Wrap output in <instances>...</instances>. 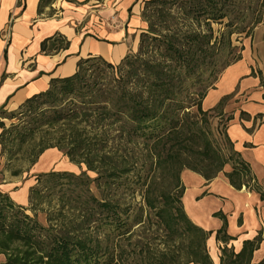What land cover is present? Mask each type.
I'll return each mask as SVG.
<instances>
[{
    "label": "trees",
    "instance_id": "16d2710c",
    "mask_svg": "<svg viewBox=\"0 0 264 264\" xmlns=\"http://www.w3.org/2000/svg\"><path fill=\"white\" fill-rule=\"evenodd\" d=\"M49 2L40 0L38 12ZM253 2L258 9L264 8V0H146L141 16L148 27L141 33L140 51L148 47L150 40L151 50L159 58L142 57L137 66L133 53L117 64L100 56L81 58L74 74L51 78L46 90L10 111L8 118L17 114L29 118L24 132L59 128L57 137L49 131L35 143L41 147L31 164L47 148L56 147L70 161L84 163L88 170L96 171L95 180L101 190L95 196L90 191L91 179L84 172L75 175L67 171L37 174V185L29 189V207L16 204L0 190V264H126L129 256L140 264H213L206 244L210 232L194 224L183 208L181 171L190 169L211 180L230 163L232 170L225 175L234 188L244 185L263 200L264 192L226 131L222 135L225 152L203 125V119L197 118L196 113L206 112L201 101L209 86L194 92L193 83L186 81L192 77L200 81L198 71L201 66H209L210 42L215 37L211 24L226 20L224 25L229 29L221 32V37L229 38L234 32L230 27L248 16L254 18L257 9ZM172 8L182 16L181 27L168 22L174 18ZM202 24L206 25V32L200 29ZM68 43L57 33L40 43V51L48 54L66 49ZM122 67L127 69L120 72ZM0 127L5 129L2 121ZM111 128L129 142L141 138L154 155L156 165L173 175L174 185L155 193L152 183L147 184L143 206L139 207L125 206L105 194L111 184L119 183L131 171L130 162L122 159L118 164L105 151L106 130ZM14 142L11 139L10 146L4 141L1 144L11 152L14 145L20 144ZM18 173L11 171L12 175ZM65 183L69 186L64 187ZM54 194L59 200L57 217L47 215L46 222L41 223L34 212L36 206L44 199L50 203L49 197ZM66 201L70 204L67 210ZM27 209L34 215L27 214ZM130 209L139 212L134 215V224L128 225ZM215 214L223 219L216 232V239L223 243L220 264H264V257L258 263L251 261L260 237L244 241L241 250L234 252L227 246L231 237L226 234V220L220 213ZM151 218L167 238L163 240L164 248L156 250L152 258L146 234L130 242L135 233L133 227L143 226ZM173 234L178 241L170 250Z\"/></svg>",
    "mask_w": 264,
    "mask_h": 264
},
{
    "label": "crops",
    "instance_id": "0c3cea01",
    "mask_svg": "<svg viewBox=\"0 0 264 264\" xmlns=\"http://www.w3.org/2000/svg\"><path fill=\"white\" fill-rule=\"evenodd\" d=\"M145 1L104 0L96 4L95 0H54L39 13L40 0H22L21 4L0 0V109L15 110L27 98L46 90L51 78L71 76L81 58L100 56L117 64L136 51L145 31L141 16ZM57 33L69 41L67 48L41 52L40 43ZM240 44L241 58L231 75L240 73L236 78L239 93L221 111L231 112L226 133L264 192V21ZM224 94L221 88L209 89V112L217 108ZM60 159L65 160L62 152L47 149L35 168L40 172L57 170ZM231 170L232 166L225 164L211 180L182 170L183 208L194 224L210 232L206 244L213 264H220L223 246L216 239L223 219L215 213L226 220V234L231 237L227 246L234 252L241 250L244 241L260 237L251 258L252 263H258L264 257V200L244 185L234 188L225 175ZM20 200L24 204L27 195Z\"/></svg>",
    "mask_w": 264,
    "mask_h": 264
},
{
    "label": "rangeland",
    "instance_id": "374dc122",
    "mask_svg": "<svg viewBox=\"0 0 264 264\" xmlns=\"http://www.w3.org/2000/svg\"><path fill=\"white\" fill-rule=\"evenodd\" d=\"M42 1L45 2V0ZM53 1L54 0H50L49 4H51ZM95 1H97L96 4L104 3V0ZM21 2L22 0H18L19 4H21ZM253 7L257 9H255L256 11L253 15L254 18H250V16H248V18H246L244 22H239L238 24L230 27V29L234 32L231 33L229 38L226 35L221 37V32H226V30L229 29L224 25L226 20L211 24V27L214 31L213 35L215 37L210 42L211 47L209 48V66L200 65L201 71H198L201 72L199 78L201 79L200 81L196 82V77H192L190 79H187L186 81L187 84L193 83L191 90L194 92H199L200 90L203 91L209 86L205 96L201 101L202 109L206 112L204 115L196 113V116L198 119H203V125H205L206 128L211 131L212 137H214L218 141L220 147H222L225 152L227 150L223 144L222 135L226 131V127L229 123V119L232 117V114L229 111H227L226 113H222L221 110L224 104L232 103L236 95L239 93V84L237 83L238 79L236 80V78L239 77L240 73H237L238 75L233 74L234 76L231 75L232 72L236 71L237 62L241 58L242 46L240 43L243 39L249 37L255 25L264 21V8L258 9L256 2H253ZM171 14L174 16V18L168 20V22H170V25L175 24L177 25V27H181L182 19L180 18H182V16L180 14H177V10L174 8L171 9ZM157 23L159 25V22ZM9 26L10 24L7 25L6 30ZM109 26L111 27V24ZM147 27L148 25L145 21V31ZM200 29H203V31L206 32V25L202 24L200 26ZM147 42L149 43L148 47H144V49L140 51V46L138 45L136 51L132 52L133 55L137 56V58L134 59L136 60L135 66L140 63L142 57L145 58L154 56L155 58H159L157 53L151 50L152 46L150 45V42L152 41L147 40ZM126 69L127 67H122L120 72H124ZM238 70H240V68H238ZM117 73L115 72V74ZM213 87L223 89L225 91V94L222 96L217 108H215L213 112H209V99L207 100L206 97L209 89ZM194 98L199 99L196 95L194 96ZM10 111L11 110L0 109V121H2L5 128L3 130V128L0 127V190L5 191L9 194V196L12 193V197H10L16 204L22 205L24 207H29V189L32 186L37 185V174L49 172H40L37 170V168H35L36 163L31 164L30 160L32 159L34 153L38 152L41 147V144L35 145V143L37 144L42 136H44V134L48 133L49 131H51L50 133H53V137H57L59 135V128L52 130L48 129V132H44L46 131V129L43 130L45 127H42L41 129L43 131L35 130L33 133H30L29 131L24 132L25 129H23V127L28 126L25 122L29 118L22 114H17L13 118H8L10 115ZM62 128L65 129L67 127L64 126ZM98 132H101V130L99 129ZM11 139L15 140L14 143L20 141V144L17 143L13 146L11 152H7V148L3 147L1 141H4L5 145H8L9 140ZM105 139L107 145L105 151L112 158V161L118 162L119 164L121 161H123L122 159H125L126 161L131 163H129L131 165L130 173L124 176L119 183L114 182L113 184H111L105 191V194L112 197L113 200H118L128 207H139L141 205L143 206L142 195L143 190L146 188L147 184L152 183V188L154 189V191H156L155 193L163 192L174 185L173 175H171V173L169 172L164 171L162 166L156 165L154 155L150 154L148 147L141 143V138L133 140L135 142H129L127 141L126 137L122 135L120 136L116 129L111 128L106 130ZM63 156L65 157V160H59V165L56 167L57 170L50 171H67L75 175H80L84 172L85 176L91 179L90 191L96 196L99 190H101V187H99L97 180H95L97 178L96 171H90L87 169V166L84 163H76L70 161L66 155L63 154ZM39 167H43V165L40 164ZM12 170H18L19 173L17 175H12ZM143 183L145 185H143ZM68 186L69 183H65L64 187ZM58 188L59 186L56 187V190ZM177 189L178 188H176L175 191ZM23 195L24 197L25 195H27V201L24 204H20V197H22ZM49 198H51L50 203H47L44 199L43 202L36 206V211H34L36 213L38 221H40L41 223L46 222L47 215H50L52 218L57 217L56 209L59 208L58 197L56 196V194H54ZM67 202L68 201L65 202L66 210L70 207V204H67ZM34 212L29 209L26 210V213L31 216L34 215ZM138 212V209L128 210V225L134 224V215H136V213ZM68 214L70 213L68 212ZM52 221L54 224L57 223L56 219H53ZM133 229L135 230V233L130 239V242L133 243L136 240L141 239L143 234H146L150 258H152L154 254H156V250L164 248L163 240L167 238L162 227L158 226V224L155 223L154 218H151L148 223L145 222L143 226L135 225ZM143 231L144 233H142ZM176 236L177 235L173 234V242H169L171 245L170 250H174L176 246V243L178 241V237ZM1 260H3V256H0V261ZM126 264H140V262H137L135 259H133V256H129Z\"/></svg>",
    "mask_w": 264,
    "mask_h": 264
},
{
    "label": "bare ground",
    "instance_id": "6f19581e",
    "mask_svg": "<svg viewBox=\"0 0 264 264\" xmlns=\"http://www.w3.org/2000/svg\"><path fill=\"white\" fill-rule=\"evenodd\" d=\"M34 90V89H33Z\"/></svg>",
    "mask_w": 264,
    "mask_h": 264
}]
</instances>
